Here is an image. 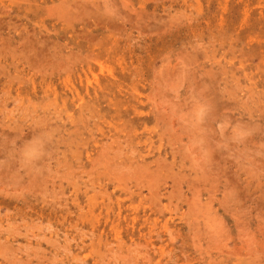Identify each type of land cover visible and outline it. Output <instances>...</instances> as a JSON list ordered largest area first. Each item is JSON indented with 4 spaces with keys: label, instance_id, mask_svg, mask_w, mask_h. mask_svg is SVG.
<instances>
[{
    "label": "rangeland",
    "instance_id": "rangeland-1",
    "mask_svg": "<svg viewBox=\"0 0 264 264\" xmlns=\"http://www.w3.org/2000/svg\"><path fill=\"white\" fill-rule=\"evenodd\" d=\"M0 264H264V0H0Z\"/></svg>",
    "mask_w": 264,
    "mask_h": 264
},
{
    "label": "bare ground",
    "instance_id": "bare-ground-1",
    "mask_svg": "<svg viewBox=\"0 0 264 264\" xmlns=\"http://www.w3.org/2000/svg\"><path fill=\"white\" fill-rule=\"evenodd\" d=\"M69 80V79H68ZM69 87V86H68ZM77 88V87H76ZM75 89V88H74ZM77 90V89H76Z\"/></svg>",
    "mask_w": 264,
    "mask_h": 264
}]
</instances>
